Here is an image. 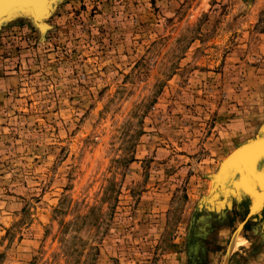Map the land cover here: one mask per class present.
I'll use <instances>...</instances> for the list:
<instances>
[{"label": "rangeland", "instance_id": "1", "mask_svg": "<svg viewBox=\"0 0 264 264\" xmlns=\"http://www.w3.org/2000/svg\"><path fill=\"white\" fill-rule=\"evenodd\" d=\"M45 23L0 27V264H264V179L225 165L264 136V0Z\"/></svg>", "mask_w": 264, "mask_h": 264}, {"label": "bare ground", "instance_id": "2", "mask_svg": "<svg viewBox=\"0 0 264 264\" xmlns=\"http://www.w3.org/2000/svg\"><path fill=\"white\" fill-rule=\"evenodd\" d=\"M59 1L61 0H0V27L8 23L14 16L18 14H30L33 17L31 18L34 19L33 22L36 21L42 26L44 24L46 25L45 21L53 14L54 8ZM263 138L264 136L259 139ZM248 144H246L245 146H247ZM243 147L240 148L242 149L241 151H239L240 149L236 150V153L234 152L227 159L225 165H228L229 163L231 165L230 167L232 171L236 170L235 172H243L242 174L245 176V178L249 181L251 185L253 196H257L255 192L259 191V189L261 190V188L260 185L256 184L255 179H264V172L258 174V171H255L254 169L256 163L264 161V158L260 159L262 156H264V142L252 148L243 149ZM231 170L229 171L231 172ZM253 196L251 205H255L256 200H258L256 197L254 198ZM258 201L262 202L263 200L260 199Z\"/></svg>", "mask_w": 264, "mask_h": 264}, {"label": "water", "instance_id": "3", "mask_svg": "<svg viewBox=\"0 0 264 264\" xmlns=\"http://www.w3.org/2000/svg\"><path fill=\"white\" fill-rule=\"evenodd\" d=\"M26 15H29V16H31L30 14H26ZM32 17V16H31ZM33 18V17H32ZM34 20V19H33ZM34 23L36 24V26H38L40 29H45V27L47 28V25H41V24H38L36 21H34ZM262 142H264V138L263 139H257L256 141H254V142H252V143H250V144H248L247 146H245V147H243V149H245V148H252V147H254V146H256V145H258V144H261ZM242 149H240L239 151H241ZM236 153V152H235ZM264 158V156H262L260 159H263ZM231 165L228 163V165L226 164V167H227V169L228 170H231V167H230ZM236 171V170H235ZM235 171H232L231 170V176L233 177V178H236V177H238V176H240V175H243L242 173L243 172H241V171H238V172H235ZM256 181V183L258 184V181L257 180H255Z\"/></svg>", "mask_w": 264, "mask_h": 264}]
</instances>
